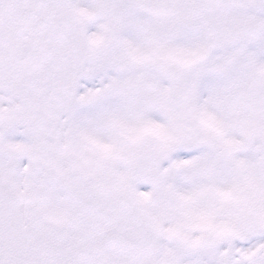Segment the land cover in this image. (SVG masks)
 <instances>
[{
  "label": "snow or ice",
  "instance_id": "1",
  "mask_svg": "<svg viewBox=\"0 0 264 264\" xmlns=\"http://www.w3.org/2000/svg\"><path fill=\"white\" fill-rule=\"evenodd\" d=\"M0 264H264V0H0Z\"/></svg>",
  "mask_w": 264,
  "mask_h": 264
}]
</instances>
